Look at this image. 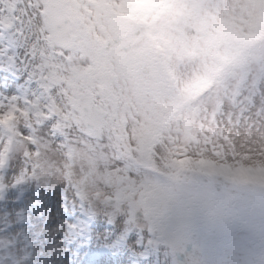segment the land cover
<instances>
[{"label":"snow or ice","instance_id":"6c2138e0","mask_svg":"<svg viewBox=\"0 0 264 264\" xmlns=\"http://www.w3.org/2000/svg\"><path fill=\"white\" fill-rule=\"evenodd\" d=\"M134 2L0 0V116L27 113L23 128L17 129L29 145L22 167L12 170L9 160L3 171L5 183L10 178L14 186L6 188L0 204L13 192V202L19 203L29 191L41 196L59 187L64 211L103 221L101 233L109 228L106 253L134 257L135 264H153L150 257L161 250L171 264H231L239 230L187 205L164 183L174 182V169L159 162L174 133L187 138L197 118L215 125L203 129L206 141L215 137L223 142L226 125L221 121L228 119L227 109L213 103L209 89L177 110V103L186 100L185 84L199 72V61L129 63L111 55V45L103 46L107 33L102 26ZM55 19L67 33L63 41L54 39ZM134 27L137 37L149 30L146 24ZM237 79L239 73L227 74L225 83L239 104L247 90L235 87ZM259 87L264 94V80ZM246 115H241L242 122ZM159 117L167 123L157 128L151 145L153 166L138 151L137 131L156 127ZM0 134L9 135L3 125ZM37 141L49 148L41 153ZM45 156L48 175L41 177ZM40 203L29 198L28 206ZM26 214L27 208L17 210L21 219ZM85 224L83 219L69 224L67 236L82 234ZM176 235L181 237L178 243ZM197 253L203 259H195ZM96 264L108 262L101 257ZM120 264L128 260L122 258Z\"/></svg>","mask_w":264,"mask_h":264},{"label":"rangeland","instance_id":"374dc122","mask_svg":"<svg viewBox=\"0 0 264 264\" xmlns=\"http://www.w3.org/2000/svg\"><path fill=\"white\" fill-rule=\"evenodd\" d=\"M219 1L220 0H211L210 8L213 3H218ZM110 21L111 20H109L108 22ZM104 26L105 25L102 26L103 29ZM192 36L195 37V40L197 39V35H187L184 38L186 44L192 45L193 42L191 40ZM252 84H257V85L255 87H250ZM260 84L261 81L245 84L244 88L247 90V95H245L244 105H242V107L240 106L235 107L234 105H230L229 108L227 109L228 119L221 121V123L226 125L225 131L229 134L231 138L229 139L226 135L223 142L221 141L218 142V139H216L215 137H210L207 141L204 140V142H202V144H204V148L200 153L197 154L198 156L203 155L208 159H214L217 160L218 162L223 161V163L225 164L226 162H229L230 164L227 165L230 167L232 165H237L239 168V166L241 165H239L238 162L246 166L250 164L251 159H250V150H248L249 134H248L247 123H249L251 110L255 108L248 107L249 106L248 100H251L254 94L259 95L258 91H261L259 87ZM256 101H257L256 108L264 109V98H258L256 99ZM258 109L255 110L256 117L263 114V111L259 112ZM244 113H247V115L244 116L242 122L240 117ZM257 138H260V136L257 135ZM207 142H209L210 144H216L217 147L213 149L209 146L210 144H208ZM232 143L239 144V148H240L239 150L242 151L243 156L231 151ZM165 148L167 150L166 146ZM163 157L160 156V161H162L161 159H163ZM195 184L197 186L200 185L199 183H195ZM243 230L247 234V237L245 238V235L243 233L239 234V243L237 244L236 248L233 250L232 254L229 257L231 264H253L251 260V251L249 248V243L246 240L248 238V232L246 227H243ZM198 255L200 256L199 253ZM236 255L237 257L239 256L240 259H237ZM201 258L203 259V257Z\"/></svg>","mask_w":264,"mask_h":264}]
</instances>
